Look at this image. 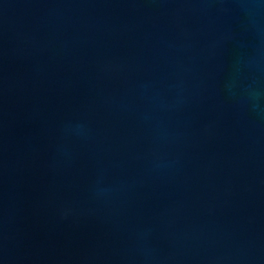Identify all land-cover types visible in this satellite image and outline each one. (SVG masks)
Listing matches in <instances>:
<instances>
[{"label": "water", "instance_id": "water-1", "mask_svg": "<svg viewBox=\"0 0 264 264\" xmlns=\"http://www.w3.org/2000/svg\"><path fill=\"white\" fill-rule=\"evenodd\" d=\"M0 264H264V0H0Z\"/></svg>", "mask_w": 264, "mask_h": 264}]
</instances>
